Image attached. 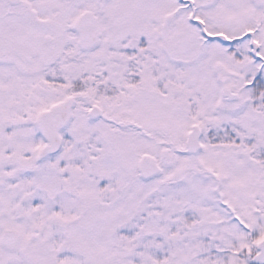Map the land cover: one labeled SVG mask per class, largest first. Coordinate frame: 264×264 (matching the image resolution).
<instances>
[{
  "label": "snow or ice",
  "instance_id": "6c2138e0",
  "mask_svg": "<svg viewBox=\"0 0 264 264\" xmlns=\"http://www.w3.org/2000/svg\"><path fill=\"white\" fill-rule=\"evenodd\" d=\"M0 264H264V0H0Z\"/></svg>",
  "mask_w": 264,
  "mask_h": 264
}]
</instances>
